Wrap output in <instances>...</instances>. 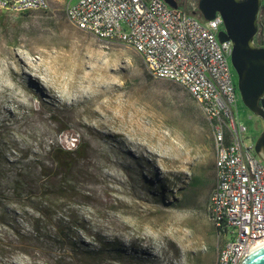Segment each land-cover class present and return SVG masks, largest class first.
Listing matches in <instances>:
<instances>
[{
  "label": "rangeland",
  "instance_id": "obj_1",
  "mask_svg": "<svg viewBox=\"0 0 264 264\" xmlns=\"http://www.w3.org/2000/svg\"><path fill=\"white\" fill-rule=\"evenodd\" d=\"M66 1L0 12V264H91L84 252L97 249L101 264H217L225 238L207 215L215 154L199 104L182 86L148 77L132 48L78 29ZM232 110L254 144L264 120L241 97ZM76 139L87 150L73 189L51 197L62 204L52 221L67 214L79 225V254L38 238V212L11 194L15 168Z\"/></svg>",
  "mask_w": 264,
  "mask_h": 264
},
{
  "label": "built area",
  "instance_id": "obj_2",
  "mask_svg": "<svg viewBox=\"0 0 264 264\" xmlns=\"http://www.w3.org/2000/svg\"><path fill=\"white\" fill-rule=\"evenodd\" d=\"M176 3L68 0L64 13L78 29L132 48L152 78L182 86L199 104L215 154L207 215L218 228L216 236L225 238L217 264H240L246 253L264 243V161L254 144L244 143L245 127L235 122L232 107L241 96L233 80L232 43L218 37L224 29L220 13L208 20L198 0ZM48 6V0H0V12L25 14ZM262 38L261 43L254 41L264 47V33Z\"/></svg>",
  "mask_w": 264,
  "mask_h": 264
},
{
  "label": "trees",
  "instance_id": "obj_3",
  "mask_svg": "<svg viewBox=\"0 0 264 264\" xmlns=\"http://www.w3.org/2000/svg\"><path fill=\"white\" fill-rule=\"evenodd\" d=\"M261 20L264 23L263 11L260 12L258 23ZM258 32H260V35L255 36V41L261 43L263 41L264 25L258 26ZM147 76L152 78L148 71ZM65 131H67L66 127L60 129L62 134ZM86 150L87 146L84 143L77 142V139L72 142V148L70 149L52 143L45 153V157H35L29 164L17 168L13 166L15 169L11 180V194L17 199L22 198L26 202L24 205L30 206L39 214L32 222V230L40 235L42 234V237L38 238H46L58 245H60V242L65 243L76 254L80 253L77 249L81 245L76 243L72 229L73 227H79V225L77 222L70 220V215L67 214H64L65 217L63 218L60 217L52 221L54 210L60 208L62 204L55 206L51 196H54L55 199L67 197V192L73 189V176L78 172L75 170L77 159L82 157ZM48 223L52 227L51 230L47 227ZM213 229L216 234L218 228L214 224ZM18 234H20L19 231L15 233V236H19ZM99 252H101L99 249L89 250L84 254L87 253L93 256L91 264H101V260L96 258Z\"/></svg>",
  "mask_w": 264,
  "mask_h": 264
},
{
  "label": "water",
  "instance_id": "obj_4",
  "mask_svg": "<svg viewBox=\"0 0 264 264\" xmlns=\"http://www.w3.org/2000/svg\"><path fill=\"white\" fill-rule=\"evenodd\" d=\"M173 7L176 0H165ZM204 19L219 12L224 29L221 41L232 43L231 64L237 74V86L244 105L264 120V47L255 43L261 0H198ZM254 149L264 161V128L254 142ZM240 264H264V243L244 255Z\"/></svg>",
  "mask_w": 264,
  "mask_h": 264
},
{
  "label": "bare ground",
  "instance_id": "obj_5",
  "mask_svg": "<svg viewBox=\"0 0 264 264\" xmlns=\"http://www.w3.org/2000/svg\"><path fill=\"white\" fill-rule=\"evenodd\" d=\"M30 66V65H29ZM28 68H30V67H28ZM31 69V68H30ZM37 75V74H36ZM38 76V75H37ZM39 82H41V81H39ZM45 84V83H44Z\"/></svg>",
  "mask_w": 264,
  "mask_h": 264
}]
</instances>
